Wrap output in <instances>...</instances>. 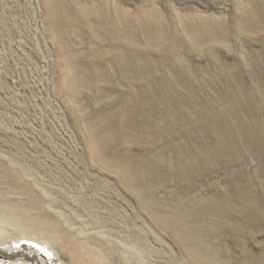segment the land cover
<instances>
[{"label": "rangeland", "instance_id": "1", "mask_svg": "<svg viewBox=\"0 0 264 264\" xmlns=\"http://www.w3.org/2000/svg\"><path fill=\"white\" fill-rule=\"evenodd\" d=\"M46 4L0 0V228L7 241L23 232L49 239L54 259L67 264L90 260L87 251H69L80 242L112 264H172L177 242L132 187L162 214H177L173 207L189 195L183 187L205 196L231 180L264 203V152L238 148L242 160L233 163L223 148V159L213 154L194 178L168 168L178 148L220 151L216 123L237 124L231 111L264 127V0ZM257 214L260 230L264 212ZM186 216L194 217L186 212L184 223ZM41 218L58 240L35 230ZM210 225L196 229L221 250L226 242ZM255 232L253 247H260ZM131 241L156 251L118 254L119 243ZM222 258L238 264L237 254Z\"/></svg>", "mask_w": 264, "mask_h": 264}, {"label": "bare ground", "instance_id": "2", "mask_svg": "<svg viewBox=\"0 0 264 264\" xmlns=\"http://www.w3.org/2000/svg\"><path fill=\"white\" fill-rule=\"evenodd\" d=\"M50 1L51 0H45L47 6H51L49 5ZM49 12L52 13L50 10ZM231 112L236 115L235 118L238 120L237 124L231 125L230 121L226 118H219V121L216 123V131L218 133L217 142H219L220 151H214L210 154L206 153V150L203 149V145L201 149H197L196 147L189 148V150L186 148L184 151H181L179 148L176 149V157L174 158L176 164L172 161L168 164V168L170 170L173 169V175L178 174L184 178L200 176L205 170L204 166L207 165V163L209 164L210 159L213 158V154L219 153L220 156H217L223 159L221 153L222 149H226V147L231 151L230 161L233 163L242 160L236 153L238 148H244L245 150L254 151L255 153L256 151H258V153L264 152V140L259 136L260 132L264 133V127L260 125V121L257 117L251 115L252 121L247 122L239 117L238 114H235V112ZM249 112L257 114L259 111L253 107L249 109ZM91 144L93 148H96L94 141H92ZM106 166L119 170L117 165L106 164ZM174 166H182V168L177 169V173H174L176 169L173 168ZM129 172V169L122 170L123 174H128ZM261 172L264 176V166H262ZM123 177L125 178L128 176L123 175ZM142 180V177L138 179L140 182ZM239 182L240 181L231 180L225 185L224 191L215 189L213 193H207L205 196L193 194L195 190L183 187L181 191H186V195L187 192L189 195L188 197L185 196L184 202L173 207L177 214H162L156 209V203L146 198V193H142L134 187H132L131 191L137 196L140 206L148 211L154 221L166 231H169L168 233H170L172 238L177 242L178 252L176 258L169 259V262L172 260V264H179L180 261H184L185 264H233V262L225 260L222 257H230L234 254L238 255V264H264V228L259 230L260 227H256V223L259 222L257 213L264 212V203H260L258 198L253 195L251 186L246 188ZM262 184L264 187V179L262 180ZM229 191H234L235 195L232 196V194L228 193ZM180 210L183 211L181 212ZM186 212L194 215L195 219H193L194 217L188 218L186 216L187 218L185 219H187V221L184 223L183 216ZM20 221L21 219L19 218H13V224L17 226L20 225ZM202 222L211 224V227L217 225L218 231L222 233L221 237L226 242L225 247H221V250L219 248L216 250L212 244L206 242L205 234L201 235L196 229V226ZM53 227L54 225L50 221L41 218L36 222L35 230L41 234L47 235V237L49 236L58 240V237L53 232ZM255 231L261 236V240L258 242L260 247H253L255 243L254 239L257 237ZM22 234V237L19 239L10 238L7 241L5 231L0 228V253L7 257L6 259L0 258V264H33L34 261L36 263H43L46 260L49 264H67L64 261L58 262L54 259L56 253L50 246V241H47L49 239H38L24 232ZM240 237H242L241 243L239 242L240 240H238ZM106 240L109 241L107 238ZM249 240L253 241H251L252 245L249 243ZM85 243L80 242L76 244L75 248H69V251L76 255H82L84 251H87L90 260L87 261L80 257V259L77 260L79 264H112L110 262L108 263V256L104 257L103 254L98 253L99 251L97 252ZM235 243L240 244L236 246ZM127 244L129 243H119L121 247L119 248L118 246V254L121 253V255H124L126 253H131L132 255H136L137 253H146L149 256L153 251H156L153 250L148 242H145L142 246L137 245V243L132 244V241L130 246ZM63 248L65 249L67 247L63 245ZM20 250H24L25 253H28V256L24 257L17 254Z\"/></svg>", "mask_w": 264, "mask_h": 264}, {"label": "water", "instance_id": "3", "mask_svg": "<svg viewBox=\"0 0 264 264\" xmlns=\"http://www.w3.org/2000/svg\"><path fill=\"white\" fill-rule=\"evenodd\" d=\"M17 254H19L21 256H24V257H27L28 256V253H25V252H19ZM37 264H42V263H37Z\"/></svg>", "mask_w": 264, "mask_h": 264}]
</instances>
